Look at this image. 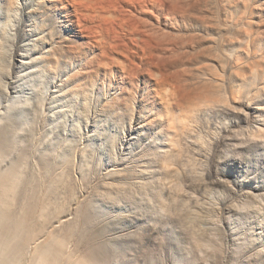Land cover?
Instances as JSON below:
<instances>
[{
    "label": "rangeland",
    "instance_id": "obj_1",
    "mask_svg": "<svg viewBox=\"0 0 264 264\" xmlns=\"http://www.w3.org/2000/svg\"><path fill=\"white\" fill-rule=\"evenodd\" d=\"M38 2L15 0L8 17L0 5V264H264V142L249 140L264 128V101L253 82H231L244 96L196 113L184 135L161 131L137 103L104 109L113 87L105 97L67 90L69 66L43 59L51 39ZM134 18L135 38H152L149 16ZM95 49L91 82L110 66L126 85L146 74L170 95V106L151 96L159 107L180 113L201 94L198 69L185 87L160 77L164 62L172 68L155 50L133 43L123 67Z\"/></svg>",
    "mask_w": 264,
    "mask_h": 264
},
{
    "label": "bare ground",
    "instance_id": "obj_2",
    "mask_svg": "<svg viewBox=\"0 0 264 264\" xmlns=\"http://www.w3.org/2000/svg\"><path fill=\"white\" fill-rule=\"evenodd\" d=\"M0 3L5 9L6 17L10 16L15 7V0H0ZM126 7L128 9H125ZM37 10L43 15L50 30L48 36L51 43L43 58L44 61L51 68L55 66L54 64H59L60 60L69 66L72 83L67 85V90L73 95L78 92L88 94L97 87L98 95L105 97L113 87L114 92L110 95L112 100H107V103L103 104L104 109H134L137 103L139 113L152 114L153 118L150 120L147 118L148 122L147 119L145 120L147 123L154 124L155 118L160 119L157 123H165L164 125L160 123L165 128L157 127L161 131L170 130L176 136L186 132L188 123L193 121H189V118L192 119L196 113L199 115L211 111L216 106L225 107V103L230 99L235 101L238 97L236 94L242 92L233 86L234 83L230 84L234 80L238 79V82L240 80L243 83L253 82V85L251 83L248 85H251V88L256 86V91L261 94L260 98L256 96L258 102L264 101L262 99L264 96V0H39ZM141 12L148 15L151 20L152 32L149 36L152 38L150 39L143 36L141 39L135 38L138 33H134L133 30L134 22L137 21L134 17ZM126 31L129 33L126 34ZM133 43L137 51L138 49L145 51L143 56L149 51L148 54L152 55L155 50L160 62L168 60L172 69L167 62H164L163 66L168 72L159 75L174 79L180 87H185L192 74L195 75L194 69H198L197 72L205 77V80L199 82L203 85L200 89L201 94L197 93L195 101H192V106L187 112L180 113L169 107L160 108L155 100L156 95L167 98L169 106L170 95L164 90L160 91L157 82L156 85L150 84L143 76L146 74L141 76L140 81L143 85L140 86L137 84L132 86L134 75H129L131 79L127 85L119 78L120 75L128 76V73L122 69L115 70L110 64L123 67L129 65L126 52ZM95 48L99 49L103 53V59L104 57L109 59L110 63L107 64L105 59L106 67L107 65L110 67L101 74L102 80L99 82L90 81L96 77V75L93 77L94 74L100 72L98 70L100 54ZM114 51L121 52L125 59L122 61L114 57L112 54ZM113 73L117 76H112ZM257 80L259 83H256ZM251 88L250 90H253ZM166 90L170 93V90ZM152 95H155V98H152ZM243 96L242 93L239 97ZM263 103H258V109H262ZM260 122L264 125V119ZM257 132L260 136L249 139L251 145H257L262 140L264 142V128H259ZM174 134L168 137L175 138ZM174 138L172 140H175ZM61 255L63 257V254ZM58 262L59 260L44 256L37 264H58Z\"/></svg>",
    "mask_w": 264,
    "mask_h": 264
}]
</instances>
